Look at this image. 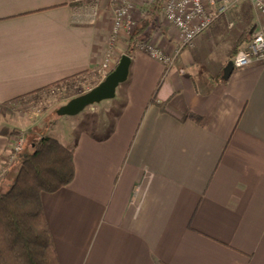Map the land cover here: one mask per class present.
<instances>
[{
  "label": "crops",
  "instance_id": "obj_1",
  "mask_svg": "<svg viewBox=\"0 0 264 264\" xmlns=\"http://www.w3.org/2000/svg\"><path fill=\"white\" fill-rule=\"evenodd\" d=\"M96 3L0 0V102L93 73L107 55L116 66L129 35L112 40V11ZM224 28L176 51L164 20L146 39L173 64L133 50L102 121L57 138L74 177L41 200L60 264H264V62L224 79L232 53L209 59L227 47ZM13 136L0 131V158Z\"/></svg>",
  "mask_w": 264,
  "mask_h": 264
},
{
  "label": "trees",
  "instance_id": "obj_2",
  "mask_svg": "<svg viewBox=\"0 0 264 264\" xmlns=\"http://www.w3.org/2000/svg\"><path fill=\"white\" fill-rule=\"evenodd\" d=\"M163 1L151 0L150 6L142 9L141 17L127 40L128 55L137 49V40L146 39L152 28L160 26L158 14ZM241 44L242 40L235 44L232 56ZM71 78H64L61 83ZM58 84L56 81L30 93ZM151 102H154L153 98ZM158 106L164 111L163 106ZM187 117L193 118L194 115L189 113ZM12 153L13 161L0 182V264H60L41 194L54 192L72 181L73 148L62 144L56 137L34 136Z\"/></svg>",
  "mask_w": 264,
  "mask_h": 264
},
{
  "label": "rangeland",
  "instance_id": "obj_3",
  "mask_svg": "<svg viewBox=\"0 0 264 264\" xmlns=\"http://www.w3.org/2000/svg\"><path fill=\"white\" fill-rule=\"evenodd\" d=\"M85 1L88 6L97 4V1L94 0ZM133 1L134 5L131 14L136 18V25L141 17L142 9L148 8L151 0ZM107 8L112 11L108 3ZM158 18L159 23L162 24L164 18L160 14H158ZM220 20L224 22L225 38L227 41L225 45L227 47L221 44L216 46L215 50L210 53L212 56L209 55V59L217 58L220 60L224 58L225 48L231 54L239 38L238 36H242V38L247 40L258 24V19L250 0H240L214 22ZM209 65V61L199 65L200 71H206ZM110 70L108 69L107 73ZM105 76L99 71L89 74L84 73L58 85H53L36 93L25 95L22 98L0 102V131H10L14 134L12 146L18 143L19 137H22L23 142L19 146L20 149L24 144L26 145L29 142L31 137H69L75 127L85 128L89 124L101 122L104 112L111 110L112 100L110 99L90 104L75 115H58L56 110L69 99L91 89ZM117 109L118 104L114 99V113ZM70 140H73V138ZM11 147L0 158V171L6 168L2 176L0 174V182L9 167L8 154L11 153Z\"/></svg>",
  "mask_w": 264,
  "mask_h": 264
},
{
  "label": "built area",
  "instance_id": "obj_4",
  "mask_svg": "<svg viewBox=\"0 0 264 264\" xmlns=\"http://www.w3.org/2000/svg\"><path fill=\"white\" fill-rule=\"evenodd\" d=\"M98 1V0H94ZM112 8L113 23L111 39L114 40L121 30L129 35L133 30L136 18L131 14L134 5L133 0H106ZM240 0H164L160 15L165 21L172 24L179 33L178 49L191 46L196 37L209 28V26L221 15L229 11ZM252 8L257 16V27L251 32L246 42L233 54L231 61L234 69H241L253 62H264V0H250ZM136 48L149 57L161 62L168 68L173 64L174 54L165 53L160 47L147 39H139L135 43ZM110 57L107 55L97 71L106 75L110 69ZM23 142L18 138V143L11 147L9 164L13 161L12 151H17ZM7 161V162H8ZM5 162V163H7ZM6 168L1 169L2 176Z\"/></svg>",
  "mask_w": 264,
  "mask_h": 264
},
{
  "label": "water",
  "instance_id": "obj_5",
  "mask_svg": "<svg viewBox=\"0 0 264 264\" xmlns=\"http://www.w3.org/2000/svg\"><path fill=\"white\" fill-rule=\"evenodd\" d=\"M129 65L130 56L127 53H123L116 66L99 83L88 91L69 99L65 104L57 108L56 113L58 115H75L90 104L113 98L116 87L125 81L128 76ZM233 69L232 61L229 60L223 69L222 77L227 79Z\"/></svg>",
  "mask_w": 264,
  "mask_h": 264
}]
</instances>
